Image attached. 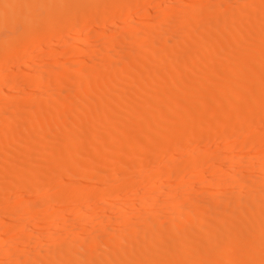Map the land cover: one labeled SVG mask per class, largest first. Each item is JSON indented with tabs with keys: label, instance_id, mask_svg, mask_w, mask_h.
Wrapping results in <instances>:
<instances>
[{
	"label": "bare ground",
	"instance_id": "bare-ground-1",
	"mask_svg": "<svg viewBox=\"0 0 264 264\" xmlns=\"http://www.w3.org/2000/svg\"><path fill=\"white\" fill-rule=\"evenodd\" d=\"M142 8L125 32L111 26ZM68 31L76 43L35 51ZM95 36L100 46L83 50ZM37 57L55 62L28 72ZM18 63L13 83L27 91L0 86V264H264V149L244 167L226 158L204 186L234 191L210 204L195 182L220 149L190 152L197 141L264 143V0H0V70ZM148 178L149 197L117 204ZM91 193L108 213L68 217Z\"/></svg>",
	"mask_w": 264,
	"mask_h": 264
},
{
	"label": "rangeland",
	"instance_id": "rangeland-1",
	"mask_svg": "<svg viewBox=\"0 0 264 264\" xmlns=\"http://www.w3.org/2000/svg\"><path fill=\"white\" fill-rule=\"evenodd\" d=\"M151 6H153V4H151L150 5V7ZM144 9L142 8V9H139V10H137L136 12H135V15L134 16H132L130 13V15H128L127 16V18L125 19V21H116L117 19H113L112 21H110V23H112V27H115V28H119L118 30L119 31H121V29H122V31L123 32H125V29L126 30H128V28L129 27H127V26H130V24L129 23H131V21L132 20H134V21H136V20H138L139 22H140V20H142V19H144V17H145V15H143L144 13H142V11H143ZM129 12V11H128ZM137 13V14H136ZM133 18V19H132ZM147 21H146V23L148 24V25H150V23H152V19H150V20H148V19H146ZM151 21V22H150ZM118 22H120V23H118ZM124 22V23H123ZM133 22V21H132ZM87 30V29H86ZM86 30H84V31H86ZM83 31V32H84ZM121 31V32H122ZM69 33H67V32H64V33H60V34H58V35H56L55 37L53 36L52 38H48L46 41H44L45 43H44V45H45V47L43 46V45H40L39 47H37L36 49H35V51L36 52H40L39 50H41V49H43L42 51L44 52H46V51H50V48H51V46H54L55 44H58V46L60 47V46H63L62 44H64V45H67L68 43L69 44H74V43H76L77 41H78V39L75 37V35L76 34H78L79 32H77V31H68ZM81 33V32H80ZM74 35V36H73ZM58 37V38H57ZM71 37V38H70ZM52 39V40H51ZM76 39V40H75ZM96 39V40H95ZM73 40V41H72ZM56 43H55V42ZM60 42V43H59ZM71 42V43H70ZM87 45H85V47L83 48V50H85V51H87L88 49L89 50H91L92 48H91V46L93 47H95V46H100V39H98V37H91L90 39H88L87 40ZM100 43V44H99ZM52 44V45H51ZM56 46V45H55ZM50 47V48H49ZM91 48V49H90ZM87 49V50H86ZM43 52H41L42 54H43ZM47 52V53H48ZM46 53V54H47ZM50 53V52H49ZM45 54V53H44ZM61 58H64L63 56H60ZM55 58V57H54ZM51 59H53V57L51 58ZM41 60H42V57L40 58V57H37V58H33L32 60H29L28 61V64L29 65H27V66H29V67H27L28 68V72H31V71H34L35 70V68L38 66V67H49V66H52L53 65V63L55 62L54 60H50V61H47L46 63H42L41 62ZM68 60V59H67ZM67 60H65V63L68 65V63H72L75 59L74 58H69V60L67 61ZM40 61V62H39ZM42 63V64H41ZM49 63V64H48ZM63 63V62H62ZM64 63V65H66ZM37 64V65H36ZM49 66H48V65ZM32 65V66H31ZM21 64H16V66H15V68L14 69H12V70H7L6 68H2L1 70H0V78L2 79V80H0L1 82H0V86L1 87H3V88H7L8 86H11L12 88H13V90H15L17 93H23L25 90L27 91V87H26V85H24V84H21V83H13V82H15L16 81V79H17V76L20 74V72H21V70H22V68H21ZM20 68V69H19ZM30 69H32V70H30ZM16 75V76H15ZM6 83V84H5ZM10 84H12V85H10ZM19 89V90H18ZM29 112H31V111H29ZM230 140H231V138H230ZM229 141V138H227V139H214V140H208V141H203V142H200V143H198V141H197V143H195L196 145H194V146H192V144H191V146L192 147H194V148H191L190 146V148L192 149L190 152H196V150H197V152L199 151H203V150H210V149H214L215 147H219V149H220V155H218L219 157L216 159V162L215 163H212V164H207V165H205V166H203L202 168H201V173H203L201 176H202V178H199V181L200 180H202V181H198V182H195L196 184H195V186H196V189L197 188H200L201 187V189H203V190H200V192H202V196H208V197H206L207 198V203H209L210 204V202H211V200H212V197H213V199H214V197L215 196H218V195H221V194H223V195H227V194H229L228 192H230V193H232L234 190H232V188H233V186H231V187H229V186H227V187H225V188H223V189H221L219 192H222L221 194H219V192L217 191V189H216V187H215V185H211V187L207 184L206 186H204L205 184V182H209L210 180H211V178L212 177H216V174H220L221 172L223 173L224 171L226 172V164H223V163H225L227 160H228V157L231 159V158H235V156L236 157H239L240 155L242 156H240V158L241 159H244L245 157L247 158H245L246 160H244V161H242L243 163H244V165L242 166V167H244V166H246L247 165V161H249V163H250V159H252V161H253V158L254 159H256V157L258 158H260V154H261V152L260 151H262L263 149H264V143L263 144H261L259 147H254V148H252V149H249V148H247V147H240V146H238L237 144H236V146H227V145H225V144H228L227 142ZM223 143H225V144H223ZM198 144V145H197ZM222 144V145H221ZM220 145V146H219ZM232 149H231V148ZM190 148H189V150H190ZM227 148H230V149H227ZM188 149V147L185 149V150H187ZM185 150H183L181 153H179V154H177V155H179V156H175V158H177V159H179L180 157V159H182V157H184L186 154H188V152H186ZM188 150V151H189ZM255 150V151H254ZM169 151H171V149L169 150ZM185 151V152H184ZM250 151H252V152H250ZM184 152V153H183ZM259 152V153H258ZM164 153V154H163ZM186 153V154H185ZM163 154V155H162ZM257 154V155H256ZM161 155H162V157H161V159H160V161L158 162L159 163V165H161L162 166V164H166L167 162H169L170 160H172L171 158H172V152L170 153V152H168V149L167 150H164L163 152H161ZM231 155V156H230ZM253 155H255L254 157H253ZM248 157H250V159L248 158ZM220 158V159H219ZM226 158H227V160H226ZM220 161H219V160ZM167 160V161H166ZM218 160V161H217ZM223 160V161H222ZM225 160V161H224ZM150 161V160H149ZM222 163L221 165L219 164L218 165V163ZM158 163H156V165H158ZM242 163V164H243ZM148 164H149V162H148ZM147 164V165H148ZM210 165V166H209ZM214 165H215V167H214ZM132 166V165H131ZM145 167H148V166H145ZM219 167H220V169H219ZM127 169H129V170H131V167H126ZM133 168V167H132ZM149 168H151V167H149ZM147 169V168H142V169H140V170H137V172L138 171H140V172H142V173H144V170H146L145 172H147V171H150V170H152V169ZM134 169V168H133ZM213 169V170H212ZM217 169V170H216ZM203 170H204V172H203ZM211 170V171H210ZM219 170H221V171H219ZM243 171H244V168L242 169ZM196 171V170H195ZM195 171L194 170H191L190 171V173L189 172H187V173H185V177H190L191 176V174H192V172L193 173H195ZM140 172H138L139 174H140ZM211 172V173H210ZM141 173V174H142ZM213 173V174H212ZM208 174V175H207ZM190 175V176H189ZM261 174L259 173H255V177H259ZM207 176V177H206ZM184 177V178H185ZM211 177V178H210ZM186 178V179H187ZM209 178H210V180H209ZM183 179V178H182ZM197 179V178H196ZM209 180V181H207V180ZM147 180V181H146ZM180 180H181V177H180V179L178 178L177 180H175L176 182H174L173 184H176L177 185V187H174L176 190L178 189V187H179V185H180V187H181V184H179V183H181L180 182ZM182 181V180H181ZM142 182V181H141ZM144 182V181H143ZM147 183V184H146ZM151 183H152V179H145V183L142 185V187L144 188V187H146L145 189H144V191H146V192H143L142 194H134V190H132L131 189V191L129 192L127 189L126 190H124V192H121L122 193V195H121V198L122 199H125V200H122V199H120L118 196H120L119 194L118 195H116L117 197L116 198H114L115 200V202H117L116 200H117V198H119L118 200H120V202H118L117 204L119 205V206H121L120 205V203H121V201H122V203L121 204H127V205H122L123 207H125L124 209H126V210H131V208H134V206H135V204L137 203V202H139V201H143V200H145L147 197H149L151 194L149 193L150 191L147 189L148 187H149V185L151 186ZM178 183V184H177ZM145 184H146V186H145ZM198 184V185H197ZM175 185V186H176ZM209 186V189L207 190L206 188H204V187H208ZM180 187H179V189H180ZM212 188V189H211ZM214 188V189H213ZM206 189V190H205ZM234 189V188H233ZM246 190V189H245ZM245 190H244V192H245ZM51 191L52 190H49L47 193H51ZM246 191H248V188H247V190ZM163 191H159V192H154L153 193V195L156 193L158 196L160 195V194H164V193H162ZM13 193V192H12ZM14 193H16L15 191H14ZM46 193V196L47 195H49V194H47ZM96 193V192H95ZM120 193V194H121ZM124 193V194H123ZM131 193H133L134 195H132ZM204 193V194H203ZM217 193H218V195H217ZM44 195L41 191H37L36 192V195L38 196V195ZM97 194V193H96ZM96 194H94L93 193V195H92V193L90 194L91 196H95ZM129 194H131V196L129 195ZM11 195H13L12 196V199L13 198H16V196L18 195V198L19 197H25V196H27L28 197V194H25V193H16L15 195L14 194H11ZM39 195V196H40ZM101 194H99L98 196H100ZM128 195L130 196V197H128ZM146 195V196H145ZM215 195V196H214ZM35 196V195H34ZM45 196V195H44ZM127 196V197H126ZM134 196V197H133ZM136 196H137V199H136ZM138 196H139V199H138ZM163 196V195H162ZM88 197V198H85V199H83L82 198V200H80V201H82V204H81V206L82 207H79L78 206V210H76L75 209V211H77V212H75L74 211V209H73V213H71L70 212V210H69V208L70 207H66V208H68V209H65V211L69 214L68 215V217L69 216H71V214H72V216L74 215V217L73 218H79L80 216L82 217H98V219L99 218H101V217H104L105 216V213H108V212H106L105 210H103V209H101V208H97L98 207V198L96 199V197ZM115 197V196H114ZM143 197V198H142ZM129 198V199H128ZM132 198V199H131ZM140 198H142V199H140ZM160 198V197H159ZM93 199V200H92ZM102 199V196L101 197H99V203H100V200ZM134 199V200H133ZM161 199V198H160ZM159 199V200H160ZM209 199H210V201H209ZM29 200V199H28ZM136 200V201H135ZM162 200V199H161ZM123 201H125V202H123ZM130 201V202H129ZM134 201V202H133ZM136 202V203H135ZM160 202V201H159ZM3 203H5V202H1L0 203V205H1V207L4 209V204ZM84 203H85V205H87L86 207H89L90 209H92L91 211H93L94 209V213H89L88 215L85 213L84 214V211L86 212V207L84 206ZM92 203V204H91ZM207 203H205L206 205H202V206H200L199 208L202 210L203 208H208L209 207V204H207ZM80 204V203H79ZM89 204V205H88ZM116 204V205H117ZM184 203H182V205H183ZM186 204V203H185ZM95 205H96V207H95ZM113 206H115V203L114 204H112ZM181 205V206H182ZM91 206V207H90ZM121 206V207H122ZM126 206H127V208H126ZM131 206H133V207H131ZM185 206V205H184ZM204 206V207H203ZM84 207H85V209H84ZM122 207V208H123ZM185 207H187V204H186V206ZM80 208H81V210H80ZM94 208V209H93ZM112 208H115V207H112ZM199 208L197 209H193L194 211H192L191 210V212H194L195 213V211L197 212H200L199 211ZM71 209V208H70ZM51 210H53V208H50L48 211L50 212ZM48 211H46V212H48ZM70 213H69V212ZM72 211V210H71ZM99 211V212H98ZM109 211V210H108ZM45 212V213H46ZM75 212V213H74ZM79 212V213H78ZM44 213V214H45ZM48 214V213H47ZM97 214V215H96ZM193 214V213H192ZM46 215V214H45ZM67 215V214H66ZM194 215V214H193ZM195 215H196V213H195ZM79 216V217H78ZM80 217V218H81ZM89 217V218H90ZM43 218V217H42ZM41 218V219H42ZM72 218V217H71ZM70 219V218H69ZM46 219H45V217H44V220L42 219V220H39V223H38V226L39 227H41V229H42V231H43V229H44V231H45V226H46V224H47V221H45ZM45 222H46V224H45ZM113 222H114V220H113ZM113 222H109V223H107V224H105V226L107 225V227H108V224L109 225H113ZM67 223V222H66ZM65 223V224H66ZM5 224H6V222H5ZM7 225V224H6ZM66 227V226H65ZM64 227V228H65ZM111 227V226H110ZM63 228V229H64ZM65 229H67V227L65 228ZM64 229V232H66V230ZM105 229H107V228H105ZM63 231V230H62ZM83 231V232H82ZM92 231V230H91ZM80 232V233H79ZM90 232V231H89ZM88 232V230H76V231H74V234L72 233V235L71 236H84L85 237V239L86 238H89V235H90V237H91V233H93V231L92 232H90L89 233ZM39 234V233H38ZM41 234H42V232H41ZM41 234H39V235H41ZM76 234V235H75ZM43 235V234H42ZM6 236H8V234L7 235H4L3 234V236H0V238L2 237V239H5V238H7ZM38 236V235H37ZM45 236V235H44ZM59 236H61V235H59ZM57 237V238H55V239H53V240H51V241H46V240H44L45 242H44V244L47 246V244L48 245H52V246H57L59 243H61L63 240H62V236L61 237ZM71 236H69V237H71ZM81 236V237H82ZM40 237H42V239H44L43 238V236H40ZM83 238V237H82ZM1 239V240H2ZM90 239V238H89ZM6 240V239H5ZM62 240V241H61ZM61 241V242H60ZM33 250H34V248H32Z\"/></svg>",
	"mask_w": 264,
	"mask_h": 264
}]
</instances>
